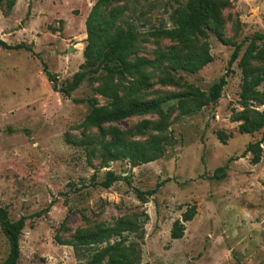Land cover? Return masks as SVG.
<instances>
[{
    "label": "rangeland",
    "instance_id": "rangeland-1",
    "mask_svg": "<svg viewBox=\"0 0 264 264\" xmlns=\"http://www.w3.org/2000/svg\"><path fill=\"white\" fill-rule=\"evenodd\" d=\"M96 1L0 4V41L23 46L0 44V207L10 220L26 218L16 264H84L96 249L119 241L127 248L122 264H264V126L240 133V122L234 120L244 108L243 68L264 63V56H243L251 37L264 33V0H215L220 36L205 28L186 40L153 37L150 31L172 27L173 11L188 0H119L103 7L104 18L122 8L116 24L135 30L130 60H155L168 51L201 52L186 70L173 69L169 60L143 67L147 84L135 82L139 90L132 97H162L184 90L185 83L208 91L228 71L217 102L195 114L179 115L176 100H170L159 111L104 123L103 133L85 122L89 99L110 108V99L95 90L102 71L70 96L59 91L85 61L86 19ZM234 43L242 46L229 65ZM44 69L55 78L50 80ZM136 77L127 76L122 85L113 79L123 100L125 86ZM257 90L264 91V82ZM253 105L264 112V104ZM142 120L145 129L137 127ZM163 121L170 124V140L161 158L135 166L128 159H103L101 143L112 139L111 127L126 132L128 140L145 143ZM260 140L257 163L251 162L250 152L240 157L249 143ZM107 171L118 180L105 188L100 182ZM192 210V219L183 222V236L172 238L174 222ZM120 220L131 228L125 224L128 229L120 235L83 248L77 256L67 244ZM8 253L0 227V264Z\"/></svg>",
    "mask_w": 264,
    "mask_h": 264
},
{
    "label": "trees",
    "instance_id": "trees-1",
    "mask_svg": "<svg viewBox=\"0 0 264 264\" xmlns=\"http://www.w3.org/2000/svg\"><path fill=\"white\" fill-rule=\"evenodd\" d=\"M119 0H97L91 8V11L86 19L87 30V45L84 49L85 61L80 65V70L75 72L72 80L64 87L59 89L66 96H70L71 91L75 90L86 79L91 78L94 74L102 71L103 73L98 80L102 83L95 88L98 94L110 99V108L105 105H98L97 99H89L91 106L90 112L86 116L85 122L90 125L100 127L101 133L104 132L101 125L104 123L115 122L124 118L135 115H142L152 111H159L162 104L176 100V108L179 115H192L197 113L202 107L216 103L220 98L224 86L227 84V72L215 81L208 89L202 90L198 86L185 83V88L177 93L165 95L162 97H154L141 100L132 97L139 88L134 85L135 82L146 85V77L142 73L145 66L169 60L173 64L175 70H186L192 62H195L201 52H191L188 55H180L173 51L160 52L155 60L141 58L130 60V49L136 40V32L131 25L127 29H123L116 24L119 16L123 12L122 8H114L109 11L108 17L104 18L101 14L103 7L111 2ZM3 0H0V4ZM15 0H6V5L11 8ZM174 25L170 28H156L150 31L153 37L164 36L170 39L186 40L188 35H193L202 32L205 28H213L220 36L222 27V19L215 0H188L185 7L176 8L172 13ZM261 41V42H260ZM258 42V43H257ZM260 42V43H259ZM0 44L7 48H20V44L9 46L3 41ZM240 43H234V49L229 59V65L234 62L241 50ZM204 50H208V46L204 45ZM257 54L264 56V33H255L248 45L246 46L243 56H252ZM47 77L50 80L55 78V75L44 69ZM137 75L135 79L129 82L126 88V100L118 93V85L123 84L127 76ZM116 77L117 84L112 81ZM243 87L240 93L243 109L236 114L234 120L239 121L240 133H252L264 126V112L253 108L255 104H264V91L260 92L257 87L264 82V63L257 67L243 68ZM54 88H56L54 86ZM169 122H159L154 125L156 134L152 135L147 142L139 143L126 138V132L111 127L109 134L112 139L102 142V156L106 160L128 159L132 165H139L151 162L161 158L164 154V144L170 140L167 129ZM139 129L147 127V121L142 120L138 123ZM218 138L224 142L225 137L222 131L217 132ZM264 141V139H262ZM249 143L244 149L240 157H244L248 152L252 153L251 162L257 163L261 157V141ZM225 167H218L216 170H223ZM222 174L216 175L220 178ZM118 180V176L113 171H107L105 179L100 182V185L108 188ZM153 192V191H150ZM195 211L191 213L185 212L182 222L176 220L171 230L172 238H181L184 231V221L191 220ZM40 216V214H37ZM25 217L21 216L17 220H10L8 211L4 207H0V227L6 236L9 243V253L6 259L1 264H16L20 256L19 237L25 226ZM131 223L128 221H118L113 228H101L94 232L79 235L73 242L67 243L74 249L75 255L83 248H90L95 244H100L108 241L112 235H120L122 231L127 230L124 227ZM127 228V229H126ZM122 241L107 244L102 249H96L90 258L84 264H103L106 259V264H122L126 252ZM126 264H133V260L126 261Z\"/></svg>",
    "mask_w": 264,
    "mask_h": 264
}]
</instances>
